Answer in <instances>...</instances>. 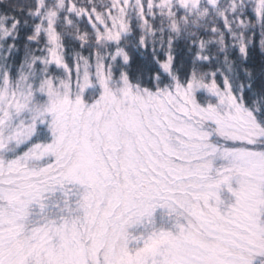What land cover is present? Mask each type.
Returning a JSON list of instances; mask_svg holds the SVG:
<instances>
[{
    "label": "snow or ice",
    "instance_id": "6c2138e0",
    "mask_svg": "<svg viewBox=\"0 0 264 264\" xmlns=\"http://www.w3.org/2000/svg\"><path fill=\"white\" fill-rule=\"evenodd\" d=\"M0 264H264V0H0Z\"/></svg>",
    "mask_w": 264,
    "mask_h": 264
}]
</instances>
